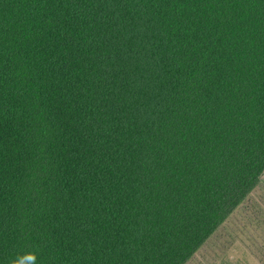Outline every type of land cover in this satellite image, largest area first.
<instances>
[{"label": "trees", "instance_id": "trees-1", "mask_svg": "<svg viewBox=\"0 0 264 264\" xmlns=\"http://www.w3.org/2000/svg\"><path fill=\"white\" fill-rule=\"evenodd\" d=\"M264 175V0H0V264H186Z\"/></svg>", "mask_w": 264, "mask_h": 264}, {"label": "rangeland", "instance_id": "rangeland-1", "mask_svg": "<svg viewBox=\"0 0 264 264\" xmlns=\"http://www.w3.org/2000/svg\"><path fill=\"white\" fill-rule=\"evenodd\" d=\"M186 264H264V175Z\"/></svg>", "mask_w": 264, "mask_h": 264}, {"label": "clouds", "instance_id": "clouds-1", "mask_svg": "<svg viewBox=\"0 0 264 264\" xmlns=\"http://www.w3.org/2000/svg\"><path fill=\"white\" fill-rule=\"evenodd\" d=\"M11 264H37V255L34 252L18 255Z\"/></svg>", "mask_w": 264, "mask_h": 264}]
</instances>
